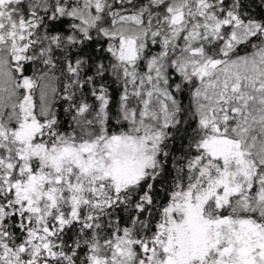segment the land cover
<instances>
[{"label":"snow or ice","instance_id":"1","mask_svg":"<svg viewBox=\"0 0 264 264\" xmlns=\"http://www.w3.org/2000/svg\"><path fill=\"white\" fill-rule=\"evenodd\" d=\"M0 264H264V0H0Z\"/></svg>","mask_w":264,"mask_h":264}]
</instances>
